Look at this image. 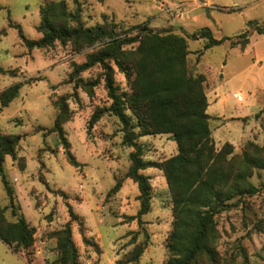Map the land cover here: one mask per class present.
Instances as JSON below:
<instances>
[{"label":"rangeland","instance_id":"rangeland-1","mask_svg":"<svg viewBox=\"0 0 264 264\" xmlns=\"http://www.w3.org/2000/svg\"><path fill=\"white\" fill-rule=\"evenodd\" d=\"M59 1L69 11L78 10L85 27L106 24L129 35L138 26L176 35L207 27L214 39L234 38L248 31L251 48L240 51L245 48L225 42L204 51L197 62L202 41H188L187 68L191 75L204 76L206 94L215 89L220 97L227 96L224 108L229 115L214 116L219 105L215 110L208 106L211 139L217 151L230 144L232 154L227 159L233 158L237 165L244 158L250 165L248 182L260 188L215 216L218 257L221 264H264V89L257 88V75L243 81L249 71H264V36L253 31L255 24L264 27V0H0V68L14 71L13 76L0 75V93L21 84L18 96L7 107H0V135L21 138L14 157L4 156L2 169L15 204L34 230L32 246L22 253H13L0 241V264L55 263V234L70 221L67 205L82 223L80 227L71 222L80 264L125 261L137 245L144 250L133 264H163L169 257L165 243L173 217L162 172L156 168L140 172L149 178L151 199L150 210L140 217L139 226L136 219H127L139 209V192L125 177L132 149L121 143L120 122L106 112L89 128L91 115L110 105L98 66L78 77L83 83L98 82L90 91L75 86L76 79L70 77L73 64L83 63L91 50L75 51L70 44L56 42L29 51L18 37L20 30L27 40L39 39L40 7ZM253 52L263 54L261 61ZM111 66L118 93L128 94L124 75ZM29 79L37 81L30 83ZM234 94L241 101L232 98ZM63 96L69 118L62 124L59 138L50 130L56 102ZM212 97L210 94L208 100ZM137 143L143 149L142 159L157 164L177 152L169 135L145 136ZM117 181L119 190L108 195ZM7 205L0 181V207ZM4 218L14 221L10 210Z\"/></svg>","mask_w":264,"mask_h":264},{"label":"trees","instance_id":"trees-1","mask_svg":"<svg viewBox=\"0 0 264 264\" xmlns=\"http://www.w3.org/2000/svg\"><path fill=\"white\" fill-rule=\"evenodd\" d=\"M39 15L36 27L41 34L39 39L27 40L18 31L27 50L44 49L56 42L70 44L75 51L90 49L85 61L73 64L70 73L71 79H76L75 86L80 84L88 91L98 82L83 83L79 75L94 66L101 69L110 105L91 115L89 128L107 112L121 124L122 145L132 149L125 177L137 186L139 209L135 216L127 219H136L141 226L140 217L149 212V178L140 172L156 168L162 172L169 190L173 217L165 243L169 257L163 264H221L216 251L215 216L237 206L241 197L253 195L260 188L248 182L250 165L244 158L237 165L233 158L227 159L232 154L230 144L225 143L218 151L215 149L211 139V117L206 112L205 78L188 72V41H202L197 62L204 51L224 42H229L230 47L245 48L248 31L234 38L214 39L208 28L193 34L176 35L169 30L156 31L138 26L137 32L129 35L126 31L116 32L114 27L106 24L85 27L78 10L69 11L64 1L42 5ZM253 31L264 36V27L255 24ZM128 46L130 50H125ZM111 64L127 80L128 94L118 93ZM1 74L13 76L14 71L0 68ZM36 81L29 79L30 83ZM20 87L21 84H15L0 93L1 108L7 107L18 96ZM56 106L57 114L50 131L62 138V124L69 118L66 97H60ZM153 135H169L176 145V154L158 164L144 161L143 149L137 141ZM20 139L19 136L0 135V181L8 197V205L0 207V241L15 254L32 246L34 234L14 202L13 190L2 169L4 156L14 157ZM71 164L77 166L73 161ZM119 188L117 181L108 195ZM67 209L70 221L55 234L57 259L53 264H80L72 240L71 222H77L80 227L82 223L69 205ZM7 210H10L13 222L5 220ZM143 250L144 246L137 245L125 261L118 260L115 264L136 263Z\"/></svg>","mask_w":264,"mask_h":264},{"label":"crops","instance_id":"crops-1","mask_svg":"<svg viewBox=\"0 0 264 264\" xmlns=\"http://www.w3.org/2000/svg\"><path fill=\"white\" fill-rule=\"evenodd\" d=\"M204 28H207V27H204ZM186 33V32H185ZM225 43V42H224ZM247 47H250V40H249V43L248 45L245 47V49L243 50H240V51H245L247 49ZM238 49V48H237ZM253 55L254 57L256 58L257 61H261L260 58L263 57V54L260 53V52H253ZM253 68L255 67V65L252 66ZM258 70V69H257ZM257 70L255 71H249L248 74H245L244 75V82L248 80V77L252 74H254L255 76L257 75V82H258V85H257V88L259 89H264V71H261L260 74H257ZM215 90V89H214ZM211 91L209 94H206V97H207V100L209 98V95L210 94H213L214 97L210 98V100H208V106L209 105H213V109H217L216 107L218 106L219 108V113L215 114L214 116H217V117H220V116H223V115H229L230 113H227L225 108H224V103H225V100H226V95L223 96V97H220V94L219 93H215V91ZM212 109V108H211ZM208 111V108L206 110V112ZM208 114V113H207ZM209 115V114H208ZM210 116V115H209ZM211 117V116H210Z\"/></svg>","mask_w":264,"mask_h":264},{"label":"built area","instance_id":"built-area-1","mask_svg":"<svg viewBox=\"0 0 264 264\" xmlns=\"http://www.w3.org/2000/svg\"><path fill=\"white\" fill-rule=\"evenodd\" d=\"M232 98H234L236 101H241V97L238 94H234Z\"/></svg>","mask_w":264,"mask_h":264}]
</instances>
